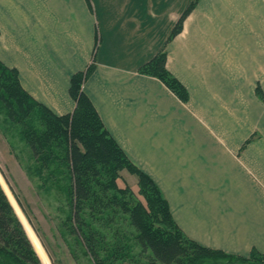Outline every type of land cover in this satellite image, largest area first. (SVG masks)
I'll return each mask as SVG.
<instances>
[{
	"label": "crops",
	"instance_id": "crops-1",
	"mask_svg": "<svg viewBox=\"0 0 264 264\" xmlns=\"http://www.w3.org/2000/svg\"><path fill=\"white\" fill-rule=\"evenodd\" d=\"M0 0V61L57 116L73 75L180 231L264 256V0ZM182 101L140 69L159 52Z\"/></svg>",
	"mask_w": 264,
	"mask_h": 264
},
{
	"label": "trees",
	"instance_id": "trees-1",
	"mask_svg": "<svg viewBox=\"0 0 264 264\" xmlns=\"http://www.w3.org/2000/svg\"><path fill=\"white\" fill-rule=\"evenodd\" d=\"M193 4L183 12L170 38L181 31ZM140 71L157 77L179 99L186 101V90L166 69L164 51L143 65ZM83 77L78 73L71 78L70 94L77 104L74 114L57 116L35 102L21 87L15 69L0 62V102L11 118L25 126L24 138L41 169L49 170L53 175L50 166L60 163L64 167L69 213L63 225L90 258V264L121 261L123 252L116 248L120 239L112 235L111 241L108 240L100 228L93 225L98 216H108L106 212L111 209L113 212L114 208L126 215L136 233L135 241L141 253L150 254V264H203L215 257L232 258L196 243L179 230L158 186L129 161L104 128L91 101L82 92ZM33 115L40 118V129L31 127ZM122 170L137 177L138 193L147 200L145 207L130 187H117L116 180L121 179ZM113 205L114 208L109 209ZM149 206L159 213L158 218H162L167 233L154 229L147 221L149 212L146 208ZM41 263L50 264V260L0 174V264Z\"/></svg>",
	"mask_w": 264,
	"mask_h": 264
},
{
	"label": "rangeland",
	"instance_id": "rangeland-1",
	"mask_svg": "<svg viewBox=\"0 0 264 264\" xmlns=\"http://www.w3.org/2000/svg\"><path fill=\"white\" fill-rule=\"evenodd\" d=\"M192 3H194V7L196 1L194 0ZM1 63L5 67L10 68L3 62ZM146 75L149 74L146 73ZM86 76L87 73L83 77V82ZM83 82L81 84V89ZM186 93L187 101L189 95L187 91ZM256 93L259 98L264 100L263 93L259 86L256 87ZM32 99L38 104H41L34 98ZM41 105L44 106L43 104ZM76 105L75 101L74 109ZM73 114L74 110L71 114L66 115ZM33 116L34 117L30 119L31 127L40 129V118L35 115ZM24 131L25 126L17 123L15 118H11L4 104L0 102V174L22 214L38 237L50 260V264H90V258L76 245L63 225L69 213L66 199L68 182L67 177L62 173L64 167L60 163L50 166V168L52 167L51 170L54 173L53 175H50L49 170L41 169L39 163H37L33 157L26 138H24ZM56 151L58 152L57 149ZM56 167L57 170H55ZM147 176L152 179L149 175ZM120 177V180H116L117 187L119 189H123L127 186L130 187L133 193L136 194L138 199L142 200L144 204H142L141 201L139 202L143 206L146 205L147 200L138 193L137 177L130 174L127 170H122L120 172ZM111 208H114V205L109 209ZM146 210L149 212L146 215L147 221L153 224L154 229L167 233L165 223L161 221L162 218H158L159 213L154 212L152 206H149ZM168 210L170 212L169 206ZM111 211L112 209L106 212V214H109L108 216L102 218L98 216L96 223L93 225L97 228L99 227L101 232L107 236L108 240L111 241L112 235L120 239L116 248L123 252V255L120 256L121 261L116 264H150V254H148V252L141 253V249L135 241L136 233L126 220V215L118 208H114L113 212ZM203 264H264V256L256 253L252 254L249 258L236 256H232L230 259L226 256L215 257Z\"/></svg>",
	"mask_w": 264,
	"mask_h": 264
}]
</instances>
